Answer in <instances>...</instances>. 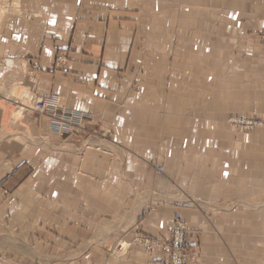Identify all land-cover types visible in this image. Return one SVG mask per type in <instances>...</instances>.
Returning a JSON list of instances; mask_svg holds the SVG:
<instances>
[{"label":"rangeland","instance_id":"1","mask_svg":"<svg viewBox=\"0 0 264 264\" xmlns=\"http://www.w3.org/2000/svg\"><path fill=\"white\" fill-rule=\"evenodd\" d=\"M66 4L75 7L74 0H0V39L23 12L38 10L42 18L54 6L61 15L60 19L57 14L56 22L62 31ZM118 5L123 11L139 13L129 67L144 92L135 100L138 115L124 117L125 130L117 132L111 120L64 109L59 101L54 112L58 122L35 109L37 99L44 97H38L32 109L36 120L47 118L53 134L69 137L86 130L87 147H97L91 141L101 139L111 145L108 150L113 149L120 163H126L120 165V179H105L104 191L101 181L90 179L87 191H9L0 186V264H117L129 260L132 252L145 258L141 257V264H208L214 261L204 259L201 232L191 224L194 211L207 212L204 205L215 203L213 208L227 213V220L221 221L226 227L235 223L236 230L230 233L218 225L219 240L211 244H222L233 253L238 248L234 232L241 227L236 217L242 213L239 208L248 207V225L256 219L257 210L264 209L263 192L256 197L251 189L220 191L222 195L207 198L193 191L196 181L192 180L195 175L220 177L225 163L231 162L224 153L254 165L264 139V29L246 38L243 29L231 26L221 39L215 36L216 42L225 38L230 44L226 51H194L192 47L204 44L197 37L192 41V36L181 35L194 21L190 2L164 5L166 18L161 19L159 13H147V4ZM77 8L70 12L76 13ZM177 11L184 16L182 20L172 19ZM217 47L225 48L223 43ZM57 62L67 64L68 54L57 53ZM32 69L42 70L38 65ZM72 112L84 114L82 121L80 117L75 120ZM63 118L69 128L59 129ZM50 121L57 123V129L51 130ZM48 137L35 140L44 144ZM239 146L247 151L240 153ZM32 169L25 167V175L32 174ZM250 170L247 173L252 177ZM92 172L88 168L89 176ZM181 207L187 210L178 213L176 208ZM83 255L91 258L79 260Z\"/></svg>","mask_w":264,"mask_h":264},{"label":"crops","instance_id":"2","mask_svg":"<svg viewBox=\"0 0 264 264\" xmlns=\"http://www.w3.org/2000/svg\"><path fill=\"white\" fill-rule=\"evenodd\" d=\"M185 1L193 5L191 18L194 21L187 24L181 35L192 36V41L197 37L204 44L203 48L192 47L191 50L226 51L229 43L225 38L224 42H216L215 36L224 37L226 29L231 26L243 29L246 38L264 29V0H74L75 7L79 6L76 13L70 12L75 10L72 5L66 4L62 8V19L67 20L62 31L56 22L60 13L55 6L42 18L36 10L23 12L15 19L10 32L5 38L1 35L0 39L1 187L9 191H87L90 179L101 181V191H104L105 179H120V165L126 163H120L119 154L113 149L108 150L111 145L101 139L91 141L98 148L87 147L86 130L69 137L51 133L47 118L36 120L33 117L36 113L32 104L38 97L56 95L62 108L91 113L98 119L111 120L117 132L125 130L124 117L138 115L135 100L138 95L144 96V92L137 87L140 81L129 71L139 29V13L123 11L118 4H147V13H159L161 19L166 18L162 11L164 5L178 6ZM177 12L178 16L173 15L172 19L182 20L184 16ZM221 43L225 48L217 47ZM59 52L68 54L67 64L57 62ZM33 65L41 66L42 70H33ZM54 124L50 121L51 130L57 129ZM25 132L31 133L32 138ZM47 136L49 141L44 144L41 139L35 140V137ZM261 143V150L253 158V166L251 160L224 153L231 162L225 163L220 177L218 174L216 179L193 176L192 180L196 181L193 182V191L211 198L220 191L251 189L259 197V192L264 193V139ZM239 151L243 154L247 148L239 146ZM27 166L33 168L32 174L25 175ZM88 168L94 174L89 176ZM218 170L217 166L214 172ZM248 170L254 171L252 177L248 176ZM42 172L45 174L39 176ZM213 205L217 206L215 203L205 204L207 212L197 210L190 217L191 224L201 232L204 259L214 261L208 264H264V209L257 210L256 219L248 225L245 220L248 207L239 208L242 213L236 217L240 218L241 227L240 231L234 232V245L238 248L231 253L222 244L217 247L211 244L219 240L216 227L225 226V221L221 220H227V213L213 208ZM176 209L178 213L187 210L183 207ZM234 224L225 228L231 233L232 229L236 230ZM222 237L226 240L224 233ZM137 254L140 253L132 252L129 260L117 261V264H141L142 256ZM80 258L86 260L91 255Z\"/></svg>","mask_w":264,"mask_h":264},{"label":"built area","instance_id":"3","mask_svg":"<svg viewBox=\"0 0 264 264\" xmlns=\"http://www.w3.org/2000/svg\"><path fill=\"white\" fill-rule=\"evenodd\" d=\"M58 97L56 95H52L49 97H44V98H38L34 107L37 111L44 113L48 116H51L53 118L54 122H58V120H60L59 118L56 117V114L54 113L56 111V109L58 108L59 104H58ZM64 115H66L65 117H68L69 114L68 113H64L62 112ZM73 113V112H72ZM74 115H71L75 120L78 119V117H80V120L82 121V118L84 117V114L80 113L79 115L76 113H73ZM71 120V117L68 118ZM62 121L64 123L60 122V126L59 129H64V128H69L68 126V122L65 121V118L62 119ZM78 121V120H77ZM57 125V123H56Z\"/></svg>","mask_w":264,"mask_h":264}]
</instances>
